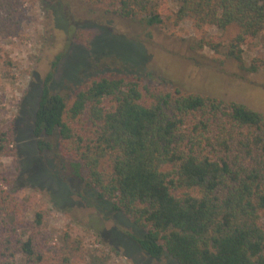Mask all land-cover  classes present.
I'll return each instance as SVG.
<instances>
[{"label":"trees","instance_id":"1","mask_svg":"<svg viewBox=\"0 0 264 264\" xmlns=\"http://www.w3.org/2000/svg\"><path fill=\"white\" fill-rule=\"evenodd\" d=\"M90 1L150 25L189 19L198 29H231L226 55L250 71L264 66L242 63V45L264 31V0ZM22 15V0H0V36L19 35ZM50 78L32 122L37 150H52L56 134L85 185L143 231L130 235L142 251L178 264H264V112L113 74L88 79L66 100L50 92ZM13 151L12 131H1L0 157ZM20 213L1 189L0 264H83L80 239L64 232L58 243L41 211L27 224Z\"/></svg>","mask_w":264,"mask_h":264},{"label":"rangeland","instance_id":"2","mask_svg":"<svg viewBox=\"0 0 264 264\" xmlns=\"http://www.w3.org/2000/svg\"><path fill=\"white\" fill-rule=\"evenodd\" d=\"M22 9L19 35L0 36V132L12 131L14 150L0 157V190L20 203L17 219L27 224L41 211L44 228L58 243L64 232L81 240L83 264H178L167 254L155 260L138 247L130 235L143 231L85 185L79 178L85 170L68 163L72 158L56 134L49 138L52 150H37L32 122L46 77L51 73L50 92L66 100L88 79L113 74L264 112V66L250 71L226 55L231 29H198L189 19L150 25L90 0H22ZM217 41V49L208 45ZM242 50L245 67L264 60V31ZM15 219L7 217L9 223Z\"/></svg>","mask_w":264,"mask_h":264}]
</instances>
